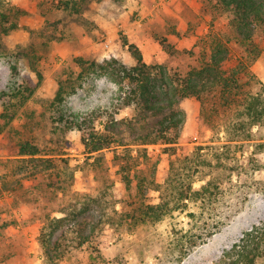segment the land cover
I'll list each match as a JSON object with an SVG mask.
<instances>
[{"label": "rangeland", "instance_id": "374dc122", "mask_svg": "<svg viewBox=\"0 0 264 264\" xmlns=\"http://www.w3.org/2000/svg\"><path fill=\"white\" fill-rule=\"evenodd\" d=\"M12 2L24 14L19 28L0 35V94L5 92L8 103L15 105L13 118L0 121V264H236L226 252L245 231L264 222V124L253 128V138L230 142L203 120L197 100H182L176 153L169 155L165 144H149V162L138 156L136 169L141 175L155 171L162 181L170 158L193 151L210 153V161L220 156V164L206 174L222 177L219 198L206 206L185 199L159 220L134 222L124 218L136 203L134 187L127 186L113 158L125 155L126 146L90 154L77 130L58 135L52 121L59 80L72 81L78 57L115 56L132 65L134 59L123 44L127 38L139 46L146 61L185 71L197 63L203 50L200 38L211 26L231 36L227 17L215 14L205 0H84L81 16L53 8L47 0ZM157 36H165L180 50L168 53ZM256 40L262 50L250 69L264 87L261 31ZM231 43L229 64L239 48ZM18 86L32 91L23 103L21 97L8 95ZM118 92L113 82L92 77L67 96L63 107L70 115H83L110 107ZM131 114L123 109L118 116ZM25 137L53 149L43 155L49 160L36 167L22 161L27 159L15 154L14 145ZM135 148L132 155H137ZM203 181L196 178L194 185ZM73 204L81 212L78 216H68ZM56 217L66 219L47 242L62 241L64 246L62 257L51 260L40 241ZM96 226L100 229L94 231Z\"/></svg>", "mask_w": 264, "mask_h": 264}, {"label": "trees", "instance_id": "16d2710c", "mask_svg": "<svg viewBox=\"0 0 264 264\" xmlns=\"http://www.w3.org/2000/svg\"><path fill=\"white\" fill-rule=\"evenodd\" d=\"M83 1L47 0L51 7L77 16L83 15ZM205 2L215 14L227 17L231 36L211 26L200 38L203 50L196 56L197 63L187 70L146 61L139 46L125 38L123 44L127 45L134 59L132 65H126L115 56L102 60L78 57L76 63L79 70L72 76V81L59 80L52 101V121L58 135L77 130L81 143L90 154L98 153L105 147L126 146L125 155L115 154L113 158L120 164L125 183L134 187L135 191L136 203L124 214V218L128 220L155 221L161 219L171 208H178L185 199L199 200L206 206L219 198L222 177L206 174L209 173L207 169L212 173L213 168L220 164V156L210 161L208 158H213L210 153L208 155L193 151L170 158L162 181L156 179L155 171L141 175L136 169L138 156L145 163L149 162V144H165V148L171 152L169 155L176 153L174 144L183 122V110L180 108L182 100H197L203 120L211 130L224 132L226 140L230 142L253 138V128L264 124V87L250 69L262 50L256 37L259 31L264 35V0ZM23 14L24 10L12 0H0V35H7L19 28ZM157 38L168 53L180 50L165 36ZM232 41L239 48L233 64H229L233 52ZM3 53L0 40V55ZM11 68L13 74H17V67L12 65ZM92 77H104L118 85L116 101L110 107H96L83 115L68 114L63 107L67 96L76 92L78 86ZM31 93V89L20 90L18 86L8 95L21 97L23 103ZM4 94L5 92L0 94V121L8 123L13 118V104L8 103ZM123 109H130L132 114L119 117L118 113ZM132 146H136L137 155L131 154ZM14 148L15 154L27 159L22 161H27L31 167L38 166L42 160H49L43 155L53 151L47 146L41 147L37 140L28 137L15 142ZM152 164L155 167L157 162ZM135 178L137 181L134 183ZM196 178L204 180L197 187L194 185ZM151 193L155 194L158 201L151 198ZM80 213L77 204H73L68 216H78ZM65 219H53L46 226L45 235L40 241L45 255L51 260L54 259L52 256L59 259L62 257L61 247L64 244L59 241L55 245H49L47 240L63 225ZM213 226H217V223L209 226L206 236L212 234ZM98 228L100 229L96 226L94 231ZM85 241H81L79 245ZM226 255L232 256L236 264H257L260 259L264 261V222L245 231Z\"/></svg>", "mask_w": 264, "mask_h": 264}]
</instances>
